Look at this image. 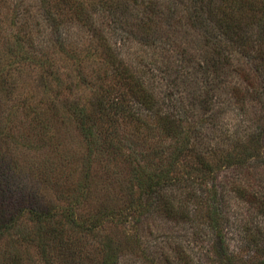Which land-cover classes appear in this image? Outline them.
<instances>
[{"label": "rangeland", "instance_id": "374dc122", "mask_svg": "<svg viewBox=\"0 0 264 264\" xmlns=\"http://www.w3.org/2000/svg\"><path fill=\"white\" fill-rule=\"evenodd\" d=\"M47 1L51 21L41 10L40 0H0V207L18 214L23 203L38 198L58 210L73 206L76 221L87 224L99 211L118 207L133 182V167L144 163L140 159L130 162L128 149L113 153L106 143L105 138L112 141L106 137L110 119L117 118L96 107L104 94L111 93L106 75L110 76L116 64L107 56H117V64L146 80L162 103L167 92L178 97L195 91L190 82L191 65L181 63V57L187 51L200 56L210 39L202 38L203 24L194 20L199 0ZM210 2L200 0L199 8ZM241 2L243 44L251 47L258 40L257 10L264 3ZM89 22L92 24L87 26ZM238 56L231 62V58L224 59L215 80L211 78L215 88L207 92L212 101L206 116L215 126L214 138L207 141L228 147L249 140L247 147L254 146L250 150L254 160L243 169L219 170L211 183L221 195L219 227L226 251L237 256L236 264H264V100L254 94L264 90V64L257 62V71L250 70L253 87L235 91V99L244 100L238 104L230 97L234 86L242 85L236 72L242 63ZM185 105L182 112L188 120L202 115L198 106L192 108L189 98ZM80 109L94 121L93 131L100 132L95 138L98 148L90 146L78 129L76 112ZM116 125L121 130L119 137L125 134L136 140L137 149L140 143L151 147L143 139L146 133L139 136L132 125L124 127L122 119ZM151 133L153 140H168L157 131ZM116 140L112 141L115 145ZM207 183L191 178L166 187L161 195L170 202L191 204L190 192L209 187ZM220 191L225 193L223 198ZM20 199L26 201L19 204ZM203 213L197 214L193 227L184 223L185 218L170 222L159 213L124 225L106 221L91 232L77 226L71 229L64 222L59 236L62 243L56 248L67 244L73 255L56 251L52 259L54 264H100L105 246L116 249L114 264H210L201 257L212 247L210 240L206 242L210 237L202 234L207 231ZM19 221L23 229L34 231L31 222ZM14 239L0 241V258L19 251L26 264H45L32 243L20 247L13 245ZM211 253L206 254L213 257Z\"/></svg>", "mask_w": 264, "mask_h": 264}, {"label": "trees", "instance_id": "16d2710c", "mask_svg": "<svg viewBox=\"0 0 264 264\" xmlns=\"http://www.w3.org/2000/svg\"><path fill=\"white\" fill-rule=\"evenodd\" d=\"M261 1L264 3V0ZM40 2L41 10L45 11L47 20L51 21L52 16L47 11L49 2L47 0H40ZM199 2L200 0L195 7L194 20L203 24L202 38L210 39V44L205 45L206 48L200 56L194 57L187 51L185 52L186 56L181 57V63L191 65L190 82L195 91L190 95L182 94L175 97L174 94L167 92L165 93L167 97L165 102L161 103L157 99V95L152 93L153 91L146 80H143L129 68L117 64V56H107L109 62L111 60L113 64H116L110 76L106 75V77H110L106 88L111 90V93L104 94L103 102L102 100L97 102L96 107H99V111H104L108 115L112 113L113 116H117V118L110 119L109 128L106 129V137L112 141L113 138H117V145L105 138L106 143L111 146L110 150L113 153H115V149L119 154L124 149H128L126 157L130 162H138V159L144 162L142 166H139L140 168L135 169V166L133 167V182L128 186L127 195L125 193L118 207L109 206L105 212L99 211L93 218L86 220L87 224L91 223L88 226L76 221L73 206L66 205V208L58 210L56 206L45 203L38 198L27 205L23 203L26 199H20L19 204H23L18 214L7 213L2 211L3 207H0V241L15 237L13 245L22 247L23 244H33L37 249V254L40 255L45 264H54L55 259H52V256L56 251L60 252V255L63 252H69L70 256L73 255L71 247L67 244H63L62 248L58 250L56 248L57 245L62 243V241H59L61 240L59 236L64 227V222L65 226L71 229L77 226V229L83 227L82 230L86 229V231L91 232V229L95 230L106 221L111 220L116 224L124 225L132 219L138 220L142 216L147 218V215L159 213L170 222H183L180 220L185 218L184 223L189 222L193 227L197 214L204 212L203 214H205L207 220V231L205 234L199 231L204 236L212 238L206 241L208 243L210 240L212 247L207 248L203 255L201 254L202 259L210 264H216L217 262L220 264L237 263V256L234 253L229 254L226 251L227 244L224 245V234L222 228L219 227L221 220L219 218L218 199L221 195L218 194L217 185L211 182L218 178V171L221 169L228 170L232 167L243 169L247 167V163L254 160L252 159L254 154L250 150L255 149L254 146L247 147L249 140L245 145L236 141L233 146L228 145V147L215 145L214 140L207 141L214 138L215 126L214 121L206 116L212 101L207 92H213L211 90L215 88L213 80H215L220 66L223 65V60L231 58V62L236 55L241 56L242 63H240V67L236 72L239 74L242 85H235L230 97L232 96L235 99V91H241L242 93L251 88L250 70L252 72L257 71L255 70L257 62L264 64V7L257 10L260 14L257 21L259 24L258 40L253 41L251 47H246L243 44V32L239 25L240 20L245 15L242 12L241 0H211L206 7L201 6V8H199ZM108 7L111 8V6ZM90 24L92 23H87V26H90ZM97 37L101 40L100 36ZM228 51L232 53H228ZM223 67L228 68V65ZM107 89L106 91H108ZM260 91L261 89H257L254 94L264 100V90L262 93ZM251 92L253 91L251 90ZM237 94L239 95V93ZM110 98L112 99L111 102L107 103ZM188 98L192 108L198 106L202 113V115L197 116L195 121L188 120L185 117L186 112H182L186 107L185 101ZM235 101L238 104L244 102L243 99L239 101L238 98ZM144 111L146 113L144 116H142V113L141 115L138 114ZM76 113L79 116L77 118L79 131L89 141L90 146L98 148L95 138L100 132L99 130H95L97 133L93 131L94 121L91 118H86L87 115L83 109ZM143 117H147L152 121L145 120ZM118 119L124 120V127H131L132 125L134 127H132L133 132L139 136L141 133H146V137L149 138L143 137V139L146 143L150 142L151 147L145 143H140V148L137 149L136 140L125 134L124 137L120 138L118 134L121 130L116 125ZM155 131L158 134L165 135L168 139L166 143H162L156 138L155 140L151 139L153 137L151 132L154 133ZM251 143L253 145V142ZM124 146H127V148ZM255 157H259V155L255 154ZM191 178L199 180L203 185H206V181H209L207 183L209 187L206 186L205 189L190 192L191 204L183 205L179 201L170 202V200L165 199L166 197H162L161 191L163 190V195H165L166 187H171L180 182H188ZM237 192L239 193V191ZM220 193L223 198L225 193L223 191H220ZM244 197L247 201L251 200L248 199L249 196L244 195ZM20 218L31 222L34 231L19 226ZM196 230L194 229L193 232ZM253 238L250 239L252 240L251 243L255 242ZM104 250V258L100 264H114L116 249L111 247L106 249L104 246ZM210 251H212L213 257L206 254L207 252L210 254ZM175 255L178 256L174 253ZM0 264L26 263L19 255V251H12L8 257L3 258L1 256Z\"/></svg>", "mask_w": 264, "mask_h": 264}]
</instances>
